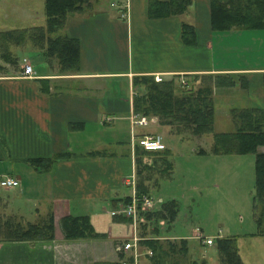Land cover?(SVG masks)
I'll list each match as a JSON object with an SVG mask.
<instances>
[{
	"label": "crops",
	"instance_id": "crops-1",
	"mask_svg": "<svg viewBox=\"0 0 264 264\" xmlns=\"http://www.w3.org/2000/svg\"><path fill=\"white\" fill-rule=\"evenodd\" d=\"M105 1L90 0L69 12L62 27L53 33L77 39L76 69L62 70L55 57L45 55L30 40L13 47L16 62L0 56V178L10 175L19 180L12 187L0 185V200L23 223L39 222L51 211L55 224V240L13 241L25 247L18 250L19 264H27V249L35 252L38 264H57L54 250L61 230L58 218L69 213L89 216L100 234L92 239L116 244L137 234L131 221L114 219L112 213L132 192L128 177L135 170L139 146L132 140V133H160L168 154L175 147L174 140L169 139L182 137L160 124L155 116H145V123L133 125L130 116L136 113L132 101L137 90L134 76L210 75L213 97L221 86L248 89L245 97L241 95L248 99L245 103L229 107L233 121L234 108H264V28H212L210 0H191L184 12L161 17L149 16L148 0H117L118 4ZM182 22L194 25L195 44L181 40ZM36 25L40 24L26 27ZM3 30L7 29L0 26ZM24 58L32 66V77L21 74ZM40 63L44 68L37 67ZM219 74H230L235 83L214 84V76ZM199 145H192L191 151H210L211 146L207 150ZM57 154L64 155L55 157ZM37 157L53 158V162L47 168H36L29 159ZM18 197L22 204L11 207L10 198ZM23 197L31 198L32 203ZM173 221L169 225L158 223L160 233L154 237L162 241L163 248L168 247L166 239L175 243L184 238L188 242L189 236L166 232ZM70 242L80 243V248L87 251L93 243L83 238L64 242L65 246ZM95 243L104 246L102 242ZM237 246L239 253L238 243ZM150 255L145 259L154 264Z\"/></svg>",
	"mask_w": 264,
	"mask_h": 264
},
{
	"label": "trees",
	"instance_id": "trees-1",
	"mask_svg": "<svg viewBox=\"0 0 264 264\" xmlns=\"http://www.w3.org/2000/svg\"><path fill=\"white\" fill-rule=\"evenodd\" d=\"M89 2L90 0H44L45 24L0 31V56L11 63L16 62L18 56L10 46L12 43L20 44L30 40L39 45L45 55L55 57L62 70L76 69L79 58L77 39L67 35L52 36L51 33L62 27L69 12L78 10ZM190 3L191 0H148L147 12L151 17L180 14ZM210 16L212 28L215 29L224 30L233 26L264 28V0H210ZM195 32L193 24L181 23L180 38L183 43L195 44ZM183 79L184 82L176 75L162 77L160 80H155L154 76L149 74L134 76L133 86L137 90L133 95V111L138 115L156 116L160 124L167 125L173 133L178 135L211 134L210 151L215 154L254 153L253 212L258 226L262 225L264 221V108L259 106L234 108L232 116L235 129L215 131L212 78L210 75L192 74L191 77ZM213 83L232 85L235 80L230 74H219L214 76ZM199 151L206 152L202 148ZM135 154L136 192L138 195L142 193L151 195L148 181L151 180L153 166H162L157 168L160 176L162 173L168 174L169 168H172L168 150H145L139 145ZM63 155L57 154L55 157ZM146 155L151 160H144L143 157ZM29 162L36 168L44 169L50 166L53 158L37 157L29 159ZM156 178L158 179V176ZM157 179H154V182L157 183ZM130 196L128 195L124 202L129 201ZM177 212L176 199L169 198L162 200L156 209L139 213L143 217V220L137 221L139 243L151 249L150 258H154V264H167L165 257L170 252V248H163L160 240L154 237L160 233L158 223L160 220L171 222ZM113 218L131 221L130 217L122 214H113ZM60 223L64 236L68 239L86 238L99 234L94 230L86 214H66L61 217ZM54 229L51 211L39 222L23 223L15 221L13 217H3L0 219V240L49 241L54 238ZM258 233H263V230H258ZM180 242L183 244L179 248L182 252H186L188 248L186 239L182 238ZM170 244L172 249L175 248V244ZM216 248L219 260L223 264H241L237 235L217 237ZM131 260V256H125L120 251L118 259L98 260L91 264H125ZM190 264H206V262L192 260Z\"/></svg>",
	"mask_w": 264,
	"mask_h": 264
},
{
	"label": "rangeland",
	"instance_id": "rangeland-1",
	"mask_svg": "<svg viewBox=\"0 0 264 264\" xmlns=\"http://www.w3.org/2000/svg\"><path fill=\"white\" fill-rule=\"evenodd\" d=\"M105 2L108 3V0ZM114 2L118 4L117 0ZM44 18V0H0V26L2 28L10 30L26 27L32 23L43 26L45 24ZM53 33H51L52 36ZM16 45V43H12L10 48L13 49ZM19 52L22 51L19 50ZM37 67L44 68V64L40 63ZM183 78H180L181 81H184ZM248 92V89L240 90L233 87L225 88V86L219 88L218 95L213 97L215 100V117L213 120L215 131L235 129L236 126L229 113V107L240 105L248 100L244 98ZM241 95L244 97L241 98ZM181 137L182 139L179 137L168 138L174 140L173 144H175L174 149L168 155L172 162V168H169L168 174L166 172L160 176L157 168L162 166H153L151 180L148 181L149 186L154 188L156 184L154 179H157V176L159 178L158 185L151 193L155 199L159 197L176 199L178 212L171 223V228L166 232L168 234L177 232L189 236L186 252H182L179 248L180 242L168 241L171 239L164 241V243H168L166 248H170L169 254L165 257L167 264L176 262L177 264H190L193 259L205 260L206 264H223L219 260L216 242L213 246L201 244L199 237L192 234L195 229H199V232L204 236L209 235L215 238L237 235L239 253L243 264H264V221L262 225L258 226L253 212L254 153L222 155L207 151L205 154H198L192 152L190 148L192 145L200 144L199 146L209 150L212 144L211 134L193 137L191 134L185 133ZM189 137L193 138L186 140ZM168 139L165 138V141L171 144ZM144 158L146 161L151 160L147 155ZM135 170L133 172L136 179ZM30 194L33 196L32 193ZM21 199L24 200L25 198ZM25 200L29 204L32 203L31 198ZM17 203L22 204L20 197L17 199L10 198L8 204L12 207ZM159 205L157 204V207ZM3 217H13L15 221L23 222L21 217L14 216L11 210L4 208L3 200H0V219ZM139 217V220H143L142 216ZM60 220L61 218H58L59 225L61 224ZM160 221L163 222V220ZM160 221L159 225H162ZM169 223L166 221L163 225H169ZM260 229L263 230V233H258ZM57 234V247L54 250L57 255V264H91L98 260H115L119 255L116 250L117 243L102 241V239L97 240V238L92 239L94 236L86 237L93 242L89 244L87 251L80 248V243L71 244L70 242L67 246L64 243L83 238H66L62 227ZM53 239L55 240V229ZM95 241L102 242L104 246L98 247ZM170 243L175 244V248L172 249ZM54 244L56 245V243ZM21 248H25L21 243L0 240V264H19L17 257L18 250ZM26 248L28 247L26 246ZM146 248L148 247L139 246L141 251L139 264H149L148 260L145 259V256L148 255L145 254ZM51 249H54V246ZM34 253L27 249V255H29L26 260L27 264H38Z\"/></svg>",
	"mask_w": 264,
	"mask_h": 264
},
{
	"label": "built area",
	"instance_id": "built-area-1",
	"mask_svg": "<svg viewBox=\"0 0 264 264\" xmlns=\"http://www.w3.org/2000/svg\"><path fill=\"white\" fill-rule=\"evenodd\" d=\"M127 6V4H126ZM24 60V69L21 72L22 76L32 77L33 71L31 64L26 60ZM155 80H160L162 77L159 74L153 75ZM183 81V80H182ZM184 82V81H183ZM131 122L134 124H142L146 122V117L144 115H138L136 113H132L130 116ZM132 140H136L139 145L145 150H163L165 149V143L163 142V137L160 133H146L143 135H136L134 132L132 133ZM19 184V180L10 175H6L0 178V185L3 187H12ZM128 184L132 187V192L130 196V200L122 203L117 209L113 210V214H122L126 217L131 218V223L133 224L134 229L137 228V221L139 220L140 211L145 210H153L157 207V204L161 203V199H155L152 195L142 193L137 194L136 192V179L135 174L132 171L128 177ZM196 233V237H199L200 241L206 245H212L216 242V238L213 236L202 235L199 230ZM140 237L138 234H134L131 237V240L123 241L116 244V250L118 252L122 251L123 253H128L131 256L132 261L125 264H138L139 256L141 255V251L139 249ZM152 253L151 249L146 248L145 254L150 255Z\"/></svg>",
	"mask_w": 264,
	"mask_h": 264
}]
</instances>
